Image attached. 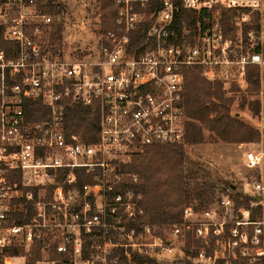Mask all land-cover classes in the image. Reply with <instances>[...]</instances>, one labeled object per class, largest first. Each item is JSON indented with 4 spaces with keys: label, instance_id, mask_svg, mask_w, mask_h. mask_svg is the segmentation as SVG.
<instances>
[{
    "label": "built area",
    "instance_id": "2783aa9c",
    "mask_svg": "<svg viewBox=\"0 0 264 264\" xmlns=\"http://www.w3.org/2000/svg\"><path fill=\"white\" fill-rule=\"evenodd\" d=\"M112 2L114 27L72 48L62 10L44 11L56 0H0V264H135L134 253L158 263L185 250L196 264H264L262 0H161L155 11L149 0ZM221 8L234 11L228 32ZM207 9L189 41L181 12ZM191 67L258 103L259 141L240 144L251 199L237 205L220 191L158 228L143 219L141 175L124 166L150 146L184 143L182 71ZM36 102L42 119L31 118L43 110ZM93 103L97 138L86 143L67 131L66 109Z\"/></svg>",
    "mask_w": 264,
    "mask_h": 264
},
{
    "label": "trees",
    "instance_id": "16d2710c",
    "mask_svg": "<svg viewBox=\"0 0 264 264\" xmlns=\"http://www.w3.org/2000/svg\"><path fill=\"white\" fill-rule=\"evenodd\" d=\"M100 1V31L114 27L115 8L112 0ZM161 0H149V11L159 8ZM63 9L61 3H55L44 8L45 12L57 15ZM213 9L202 10L197 16L192 11L183 10L179 21H185L190 30L188 40L191 41L196 32L195 19L200 24L206 16H211ZM234 11L227 8L220 9V22L224 32L231 29L229 19ZM64 21H57L54 25L52 38L60 40L64 29ZM144 33L140 34L143 36ZM141 40L138 35L131 38V44L138 51ZM0 45L5 46L0 30ZM183 104L185 116V137L187 145L203 142L225 143H251L258 142L260 135L255 126L243 121L238 113H231L234 98L225 96L222 83L211 81L201 74L199 67L183 69ZM246 104L244 98L239 99V107ZM253 116L258 112L256 101L249 102ZM40 108L39 116L32 119H42L47 114L45 106L34 103ZM67 131L79 135L83 142H92L97 138L99 109L96 103L91 105L72 104L66 109ZM206 165L201 162L191 161L185 153L183 144L157 145L146 149L145 155L125 165L124 169L137 172L142 177V182L136 188L142 194L144 208L143 219L158 228L167 224L180 221V216L185 205L191 204L195 209L207 207L220 192H229L237 205H249L251 197L243 194L241 185L229 180H222L214 176ZM256 174V172H254ZM189 242L187 241V245ZM193 253L187 250L181 257L172 260H162L158 263L147 261L146 258L134 253L135 264H196L193 262ZM235 262H230L234 264ZM219 264H223L220 262ZM242 264H251L243 261Z\"/></svg>",
    "mask_w": 264,
    "mask_h": 264
},
{
    "label": "rangeland",
    "instance_id": "374dc122",
    "mask_svg": "<svg viewBox=\"0 0 264 264\" xmlns=\"http://www.w3.org/2000/svg\"><path fill=\"white\" fill-rule=\"evenodd\" d=\"M56 1L63 5L62 14L68 27L65 36L66 44L71 45L72 48L95 45L100 30V1ZM262 6L264 9V0H262ZM229 90L232 91L231 95L225 90L224 93L225 96L234 98L231 113H238L243 121L255 126L256 121L248 105L249 102H253L250 99L251 95L242 92V90L237 91L236 87ZM241 97L246 100L243 107H239ZM182 144L189 160L205 164L206 169L219 179L239 184L251 174L243 165V145L222 141H206L195 145H187L185 142ZM144 155L145 153L142 156Z\"/></svg>",
    "mask_w": 264,
    "mask_h": 264
}]
</instances>
